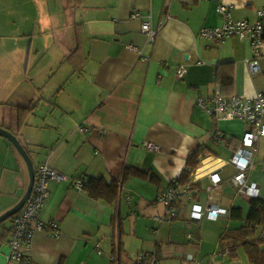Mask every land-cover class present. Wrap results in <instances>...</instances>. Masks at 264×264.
<instances>
[{
    "label": "crops",
    "instance_id": "1",
    "mask_svg": "<svg viewBox=\"0 0 264 264\" xmlns=\"http://www.w3.org/2000/svg\"><path fill=\"white\" fill-rule=\"evenodd\" d=\"M67 1L65 8H76L68 22L61 24V17L40 18L50 23L42 34L53 31L58 37L62 30L69 35L64 45L58 43L66 56L63 62L73 64L67 83L53 95L55 99H47L40 96L43 86L31 70L24 73L30 85L24 84L23 102L0 99V126L18 137L36 173L40 165L48 164L68 177L48 182L39 216L45 222L56 220L58 227L35 231L33 264H142L137 261L142 251L156 255L160 264L236 260L246 253L247 240L264 233V229L259 233L264 224L249 237L233 231L246 225L245 208L250 212L254 199L232 182L237 168L231 158L250 125L236 126L241 119L217 120L198 99L215 93L251 97L264 90V42L258 55L260 71L252 73L247 63L254 56L249 39L233 36L216 43L200 35L203 27L223 24L219 0ZM221 2L233 4L235 19L253 20L256 10L264 7V0ZM134 8L142 17H131ZM146 19L158 29L154 44L141 27ZM31 44L25 52H32ZM132 44L139 49L130 48ZM181 65L187 68L183 77L177 74ZM74 79L75 86L59 102L66 84ZM10 81L2 78L0 83L7 88L14 84ZM19 105L24 109L18 110ZM7 109L16 111L14 124L6 122ZM149 142L158 148H149ZM13 145L0 134V168L11 174L2 182L0 215L20 201L30 181L28 165ZM213 172L221 182L210 189ZM184 173L187 181H179L189 185L188 192L174 199L179 216L172 218L159 196ZM90 177L110 184L90 192L85 186ZM247 179L259 185L257 197L264 199L262 183L251 180L248 171ZM196 202L216 203L227 212L216 220H192L191 206ZM237 208L241 218L232 217ZM181 215L200 224V230L191 224L189 232L175 228ZM11 217L0 222V264H7ZM233 220L236 227L231 226ZM217 222L223 223L218 233ZM206 224H214L208 235L203 231ZM112 255L116 261H111Z\"/></svg>",
    "mask_w": 264,
    "mask_h": 264
},
{
    "label": "built area",
    "instance_id": "2",
    "mask_svg": "<svg viewBox=\"0 0 264 264\" xmlns=\"http://www.w3.org/2000/svg\"><path fill=\"white\" fill-rule=\"evenodd\" d=\"M232 6L218 2L217 10L224 18L221 25L215 27H203L200 30L202 38H211L217 42H223L228 38L237 36L242 39H249L254 52V56L247 60L250 72L258 73L260 71V63L258 55L264 42V7L257 11L256 23H250L248 20H236L231 15ZM132 18L142 17V12L134 8L131 13ZM142 30L148 37V42L154 44L158 37V29L152 24V21L146 19L142 22ZM240 30V32H239ZM132 49H139L133 44L129 46ZM187 68L183 65L177 69L180 77L185 76ZM199 105L211 116L217 120H233L241 119L250 125V129L245 131L239 148L233 153L231 161L237 168V173L232 177V182L239 188V191L249 198L259 196L260 187L256 182L247 179V171L254 164V156L256 143L261 135H264V90H258L253 96L231 95L225 96L221 93H215L207 97H199ZM222 138V135H220ZM151 149H157L154 143H147ZM67 180L68 177L63 175L56 169L51 168L48 164H42L37 170L35 182L32 192L20 211L16 214L10 231L9 238V254L7 256V264L11 261L16 264H33L32 242L36 230L50 226L58 227L56 220L45 222L40 219L39 210L43 206L48 195L49 180ZM211 186L215 188L221 182V178L217 172L210 174ZM79 187H83V182L77 183ZM189 185L180 183L179 178L171 181L167 189L159 196V199L165 204L166 214L172 218L179 216V211L174 206V199L180 195V192L186 194ZM227 209L216 203L202 205L193 203L191 206V219L201 220L208 218L216 220ZM264 237V233L262 234ZM99 252H101L99 250ZM191 259V258H190ZM111 261H116L114 255ZM137 261L143 264H160L156 255L149 252H140Z\"/></svg>",
    "mask_w": 264,
    "mask_h": 264
},
{
    "label": "rangeland",
    "instance_id": "3",
    "mask_svg": "<svg viewBox=\"0 0 264 264\" xmlns=\"http://www.w3.org/2000/svg\"><path fill=\"white\" fill-rule=\"evenodd\" d=\"M88 1L89 0H87V2ZM219 1L221 2V0ZM66 2L68 1L0 0V80L5 78L7 80H13L10 82H14V84L9 83L7 88L3 83H0V86L2 85L0 88V99L7 100L10 103L23 102L24 100L21 96H23L26 91V86L30 85L29 82L25 81L24 73L27 71L30 72L31 70L34 71L33 76L37 77L36 82L39 83L38 85L43 86V92L40 96L44 95L47 99H55L53 98V95L56 94L63 84L67 83L73 70V64H71L69 60L63 62V60L66 59V56L59 47L58 43L60 45H64V42L68 39L69 35L64 36L66 31L62 30L58 32V37L53 31L42 34V30L48 28L50 23L46 24L40 20V18L44 16H53L61 17V19H63L61 24L68 22L69 18L72 19L75 17L74 12L76 8L74 6L65 8ZM224 4L230 5L233 8L232 3ZM260 8L256 10V15L253 20H236H248L250 23H256L258 22L257 11ZM62 26L60 29H62ZM30 38L32 39L30 40ZM30 44L33 45V49L31 50L32 52H25L26 50H30ZM15 49L20 51V53H15ZM24 84H26V86ZM75 84V79L66 84L65 94H62L59 97V102L67 97V93L70 92V88H73ZM28 89H30V87H28ZM5 106H11L12 108L11 104H7ZM17 108L18 110L24 109L21 105L17 106ZM6 113H8V118L6 119L7 124H9L11 120L12 124H14V121H16V111L13 112L11 109H7ZM56 115H59L58 110ZM17 119H19V116H17ZM244 123L246 124L245 121L237 120L235 125L242 127ZM257 143L255 152L256 163L251 170H248V173L251 180L255 179L262 183L263 191L261 197L264 198V136L259 138ZM7 172L8 173H6V170L3 171L0 168V190L4 187L2 182H4L7 177L11 178V174L9 171ZM16 178H19V176H16ZM246 204L249 203L246 202L245 205ZM245 211L244 215L247 216L249 209L245 208ZM243 219L245 220V217ZM168 223L169 222H165L164 224L166 225ZM188 224H191L192 227L196 226V232L200 230V224L197 225L196 222L194 223L190 222V220H185L182 215L176 219L173 226L179 230H183L185 233L186 231L189 232L188 230L191 231ZM222 224V222H217V226L214 229L216 233H218ZM235 225H237L236 221H231V226L236 227ZM211 226H214V224L204 225L203 231L207 235ZM263 229L264 227H260L259 233H261ZM173 241L176 242L177 240L174 239ZM220 262L221 264H250L245 252L239 255L236 260L235 257H226L225 260L221 258ZM10 264L16 263L11 261Z\"/></svg>",
    "mask_w": 264,
    "mask_h": 264
},
{
    "label": "trees",
    "instance_id": "4",
    "mask_svg": "<svg viewBox=\"0 0 264 264\" xmlns=\"http://www.w3.org/2000/svg\"><path fill=\"white\" fill-rule=\"evenodd\" d=\"M194 157L195 155L192 154L189 163L191 164L194 163ZM185 175L186 173H184V175L179 176V179H181V181L183 182L187 181V179H185ZM104 184L109 185L110 183H106V182L104 183L103 178L90 177V179L87 181L85 186L87 188L88 187L90 188V192H94L95 190L102 189L103 188L102 186ZM14 217L15 215H13L11 218L14 219ZM232 217L241 218L242 217L241 209L240 208L234 209ZM262 224H264V199L260 197H255L251 202V209L247 217L246 225L244 227L233 229V231L236 232L237 236L249 237L251 235L256 234L257 227ZM3 231H5V229ZM263 245H264L263 236L253 237L252 239H249L244 243L245 251L248 254L249 260L252 262V264H264ZM142 252H146V251H142ZM157 260L159 262L158 257Z\"/></svg>",
    "mask_w": 264,
    "mask_h": 264
},
{
    "label": "water",
    "instance_id": "5",
    "mask_svg": "<svg viewBox=\"0 0 264 264\" xmlns=\"http://www.w3.org/2000/svg\"><path fill=\"white\" fill-rule=\"evenodd\" d=\"M0 134L6 136L14 144V146L18 149V151L24 158L26 164L28 165L29 174H30V181H29L25 194L22 196L20 201L15 206H13L12 208L8 209L7 211H5L4 213L0 215V222H1L6 218H9L15 215L25 204L26 200L29 198L32 192L33 185L35 182V177H36V171H35L32 159L28 151L26 150L24 145L20 142L18 137L13 132L8 130L7 128L1 127V126H0Z\"/></svg>",
    "mask_w": 264,
    "mask_h": 264
}]
</instances>
